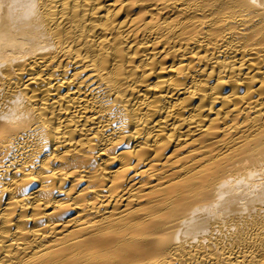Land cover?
Listing matches in <instances>:
<instances>
[{
    "label": "bare ground",
    "instance_id": "obj_1",
    "mask_svg": "<svg viewBox=\"0 0 264 264\" xmlns=\"http://www.w3.org/2000/svg\"><path fill=\"white\" fill-rule=\"evenodd\" d=\"M0 264H264V0H0Z\"/></svg>",
    "mask_w": 264,
    "mask_h": 264
}]
</instances>
